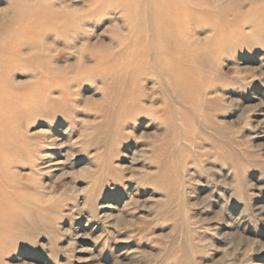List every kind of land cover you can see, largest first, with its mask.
<instances>
[{"label": "rangeland", "instance_id": "374dc122", "mask_svg": "<svg viewBox=\"0 0 264 264\" xmlns=\"http://www.w3.org/2000/svg\"><path fill=\"white\" fill-rule=\"evenodd\" d=\"M162 1L0 0V264H264V0Z\"/></svg>", "mask_w": 264, "mask_h": 264}, {"label": "bare ground", "instance_id": "6f19581e", "mask_svg": "<svg viewBox=\"0 0 264 264\" xmlns=\"http://www.w3.org/2000/svg\"><path fill=\"white\" fill-rule=\"evenodd\" d=\"M122 1H123V3L128 4V5H131V6L136 7V8H139L140 2H141V0H122ZM173 2H174V0H163L162 1V6H163L162 7V10L164 11L165 9H171L172 8V5H173ZM177 14L178 15H175L173 13L170 16H167V18L165 19L164 25H163L164 26L163 27L164 28L163 31L166 34L165 39H164V42L167 43V46H166L167 50H168V44L170 42H172V40H173V38H170V36H169V34L174 31V29H171V28H173V27H171L172 26V22L175 21L176 22V25L178 26V28H177L178 29V35L180 33L184 32V30L186 29V27L191 23L189 20H187V16H186V14L184 12H179ZM213 22L219 23V26L220 27H221V24H222V27L224 26L223 24H226V22H225V20H224L223 17L219 18V20H215L214 19ZM22 35H19L18 37H26L25 35L29 36L30 34H29V31H27V34L23 31L22 32ZM221 38H222V36L219 37V35H218V38H217L218 41ZM221 40H223V38ZM166 48H164V49L166 50ZM15 53L17 54V51H15ZM188 76L185 75L184 79H186L187 81H191V79L189 80V78H191V76L190 75H188ZM188 84H191V82L188 83ZM191 85H194V84H191ZM4 209L6 210L7 207L5 206L4 208H2V212L4 211Z\"/></svg>", "mask_w": 264, "mask_h": 264}]
</instances>
